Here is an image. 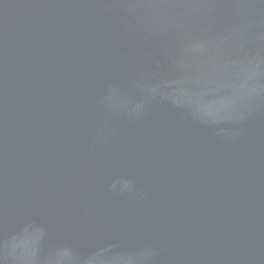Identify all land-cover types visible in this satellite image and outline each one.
Returning <instances> with one entry per match:
<instances>
[{"label": "water", "instance_id": "95a60500", "mask_svg": "<svg viewBox=\"0 0 264 264\" xmlns=\"http://www.w3.org/2000/svg\"><path fill=\"white\" fill-rule=\"evenodd\" d=\"M115 0H0V241L19 235L56 264L102 248L149 264H264V107L196 122L168 103L126 122L105 107L129 82L135 43ZM222 90L198 103L213 115ZM118 128L108 143L101 127ZM129 179L135 192L120 195ZM87 209V214L85 210Z\"/></svg>", "mask_w": 264, "mask_h": 264}, {"label": "clouds", "instance_id": "9594fccd", "mask_svg": "<svg viewBox=\"0 0 264 264\" xmlns=\"http://www.w3.org/2000/svg\"><path fill=\"white\" fill-rule=\"evenodd\" d=\"M123 14L124 36L142 41L134 63L143 67L129 82L135 95L110 86L105 97L109 112L132 122L148 115L152 105L168 103L185 109L198 123L210 127L243 122L264 107V0H115ZM222 90L231 102L209 115L198 101ZM118 128L101 126L95 139L108 143ZM217 135H230L218 128ZM119 194L135 192L129 179L111 185ZM87 214V209L85 210ZM20 234L0 241V264H56L55 253L41 258ZM102 248L99 264H149L155 252L136 255ZM89 264L87 257L78 262Z\"/></svg>", "mask_w": 264, "mask_h": 264}]
</instances>
